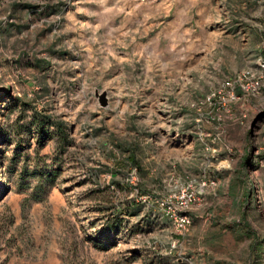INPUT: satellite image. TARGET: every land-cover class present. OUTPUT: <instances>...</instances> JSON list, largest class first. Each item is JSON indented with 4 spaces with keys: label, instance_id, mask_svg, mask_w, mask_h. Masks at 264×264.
<instances>
[{
    "label": "rangeland",
    "instance_id": "rangeland-1",
    "mask_svg": "<svg viewBox=\"0 0 264 264\" xmlns=\"http://www.w3.org/2000/svg\"><path fill=\"white\" fill-rule=\"evenodd\" d=\"M261 56L264 0H0V264H264V85L198 104Z\"/></svg>",
    "mask_w": 264,
    "mask_h": 264
},
{
    "label": "built area",
    "instance_id": "built-area-1",
    "mask_svg": "<svg viewBox=\"0 0 264 264\" xmlns=\"http://www.w3.org/2000/svg\"><path fill=\"white\" fill-rule=\"evenodd\" d=\"M255 63L254 69L242 68L224 77L199 99V105L210 109L204 116L206 121L215 120L219 123L222 119L219 113L230 116L231 108L239 99L245 100L264 85V56L258 57ZM211 112H214V115Z\"/></svg>",
    "mask_w": 264,
    "mask_h": 264
}]
</instances>
